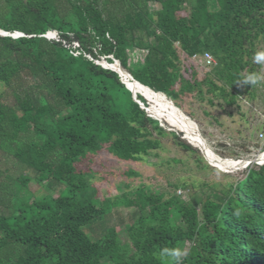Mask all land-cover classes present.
<instances>
[{
    "label": "trees",
    "instance_id": "1",
    "mask_svg": "<svg viewBox=\"0 0 264 264\" xmlns=\"http://www.w3.org/2000/svg\"><path fill=\"white\" fill-rule=\"evenodd\" d=\"M0 31L10 34H0V151L33 174L17 180L12 208H0V264H167L161 250L186 242L183 264H264V165L205 197L141 188L104 201L80 166L105 149L139 162L169 136L197 154L97 61H119L179 108L189 94L221 107L254 101L261 81H242L259 76L264 0H0ZM180 50L215 64L202 80L195 69L186 77ZM31 180L46 194L32 196ZM118 207L134 210L126 238L109 221Z\"/></svg>",
    "mask_w": 264,
    "mask_h": 264
},
{
    "label": "rangeland",
    "instance_id": "2",
    "mask_svg": "<svg viewBox=\"0 0 264 264\" xmlns=\"http://www.w3.org/2000/svg\"><path fill=\"white\" fill-rule=\"evenodd\" d=\"M260 53H264V45L258 47L253 60L261 81L254 101L242 98L239 105L221 107L217 104L212 106L208 101H201L194 94H189L183 96L179 102L181 110L197 123L211 149L222 159L255 158L264 153V61L258 62L255 59ZM180 55L186 77L190 76L185 72L186 68L195 69L199 80L209 72L210 68L200 58H188L181 50ZM164 127L170 131L169 126ZM196 149L197 154L186 152L169 136L162 138L161 149L139 162L119 160L105 149L96 156H90V160H83L80 166L92 171V183L97 189L99 201L114 199L124 192L132 193L134 197L141 188L143 192L138 195L152 194L168 198L176 192L185 199L192 196L205 197L213 189L224 190L227 188L226 184L246 175L248 168L237 171L217 164L223 171L229 170L230 173L220 171L212 164L211 166L199 149ZM10 151L13 150L5 148V151H0L1 210L11 207L15 202L19 192L17 180L22 176H33L31 171L24 169L17 162ZM197 157H201L203 163H197ZM211 161L216 164L213 159ZM131 170L139 175L132 176ZM28 191L34 197L46 194V189L34 180L29 183ZM133 211V208L127 207L112 208L108 211L110 224L122 232L123 238L126 236L122 229L130 222ZM189 245L186 242L181 247L188 249Z\"/></svg>",
    "mask_w": 264,
    "mask_h": 264
},
{
    "label": "bare ground",
    "instance_id": "3",
    "mask_svg": "<svg viewBox=\"0 0 264 264\" xmlns=\"http://www.w3.org/2000/svg\"><path fill=\"white\" fill-rule=\"evenodd\" d=\"M116 67H120L118 64ZM123 78L128 80L131 83H128L129 86L134 90L138 95L144 96L149 101V113L155 118L162 119L161 122L164 126H171L178 130L179 133H183L184 137L199 151L203 156L213 165L220 168L218 165L225 166L231 170H245L253 165H258L264 162V153L255 158H246L239 160H228L222 159L219 157L209 145L207 139L201 133L199 127L195 124L192 118L188 117L182 110L175 108V104L171 103V100L161 94H155L150 90L143 88L142 86L132 83V80L129 77V73L125 70H122ZM168 120V122H166ZM170 123V124H169ZM173 125H172V124ZM181 127V128H180ZM199 129V131L197 130ZM183 130V131H181ZM199 133L202 136H199ZM202 137V138H201ZM203 149L205 152H203ZM213 159L216 164H214L211 159ZM218 164V165H217ZM221 169V168H220ZM224 172H229V170H224Z\"/></svg>",
    "mask_w": 264,
    "mask_h": 264
},
{
    "label": "water",
    "instance_id": "4",
    "mask_svg": "<svg viewBox=\"0 0 264 264\" xmlns=\"http://www.w3.org/2000/svg\"><path fill=\"white\" fill-rule=\"evenodd\" d=\"M0 34H2L3 36H8V35H10L8 32H5V31H0ZM20 36H24V34H23V33H19V32L16 33V34H14V37H20ZM97 63L100 64V65H102L104 68L111 69V70L117 72V73L120 75L122 82H123V83L127 86V88L132 92V95H133V99H134V101H136L137 103H139L140 106H141V108L144 109V110H146V112L148 113V115H149L150 117H152V118L158 120V121L160 122V125L164 127V125H163L162 122H161L162 119H160V118H155L154 116H152V115L149 113V109H150V107H149V106L147 107V106L145 105V103H143V102L138 98V94L135 93L134 90L129 86L128 83H131V82L129 81V79L126 80V79L123 78L122 70H125V69L122 67V65H121V63H120L119 61L114 60L113 63H109V62L107 61V59L103 58L101 61H97ZM117 64H118L120 67H116ZM125 71H126V70H125ZM128 73H129V72H128ZM129 77H130V79L132 80V83L138 84V85L142 86L143 88H146V89L150 90L151 92H153V93H155V94H161V95H164L165 97H167L168 99H170L166 94L156 92V91L153 90L152 88H150V87H148V86L142 84L141 82L137 81V80L131 75V73H129ZM143 97H144V96H143ZM144 98H145V97H144ZM145 99H146V98H145ZM146 100H147V99H146ZM170 100H171V99H170ZM147 101H148V100H147ZM148 103H149V101H148ZM171 103H174V104H175V102H174L173 100H171ZM149 104H150V103H149ZM175 108H176L177 110H179V107H178L176 104H175ZM166 122H168V120H166ZM169 124H170V123H169ZM171 124H172V123H171ZM195 124L197 125V123H195ZM172 125H173V124H172ZM197 126H198V125H197ZM180 128H181V127H180ZM169 130H170V131H174V132H176V133H179L178 130H177L176 128L171 127V126H169ZM197 130L199 131V129H197ZM181 131H183V130H181ZM199 132H200V131H199ZM199 136H202V134L199 133ZM201 138H202V137H201ZM182 139L185 140V141H187L189 144H191V143H190V142H189L184 136H182ZM191 145H192V144H191ZM192 146H193V145H192ZM193 147H194V146H193ZM194 148H195V147H194ZM203 157H204V156H203ZM204 159L209 163V161H208L206 158H204ZM209 164L211 165V163H209ZM258 165L262 166V165H264V162H263V163H260V164H258ZM211 166H212V165H211ZM213 167L219 169L220 171H223L222 169L218 168L217 166H213ZM223 172H224V171H223ZM226 173H230V172H226Z\"/></svg>",
    "mask_w": 264,
    "mask_h": 264
},
{
    "label": "clouds",
    "instance_id": "5",
    "mask_svg": "<svg viewBox=\"0 0 264 264\" xmlns=\"http://www.w3.org/2000/svg\"><path fill=\"white\" fill-rule=\"evenodd\" d=\"M255 59L258 62L264 61V53L257 54ZM259 80L260 77L257 74H250L242 83L256 85ZM188 254L187 247H165L160 252V256L166 260L167 264H183V260Z\"/></svg>",
    "mask_w": 264,
    "mask_h": 264
},
{
    "label": "built area",
    "instance_id": "6",
    "mask_svg": "<svg viewBox=\"0 0 264 264\" xmlns=\"http://www.w3.org/2000/svg\"><path fill=\"white\" fill-rule=\"evenodd\" d=\"M46 37H48L49 39H58V34L56 32L51 31L46 35ZM193 58L195 59L200 58L204 62V64L208 67L215 64V59L209 53H205L204 56H195Z\"/></svg>",
    "mask_w": 264,
    "mask_h": 264
}]
</instances>
